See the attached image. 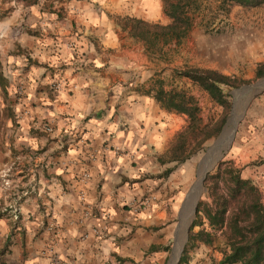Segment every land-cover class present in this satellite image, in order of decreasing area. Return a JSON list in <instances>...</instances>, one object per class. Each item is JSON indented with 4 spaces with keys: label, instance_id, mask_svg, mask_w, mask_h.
Segmentation results:
<instances>
[{
    "label": "crops",
    "instance_id": "crops-1",
    "mask_svg": "<svg viewBox=\"0 0 264 264\" xmlns=\"http://www.w3.org/2000/svg\"><path fill=\"white\" fill-rule=\"evenodd\" d=\"M25 1L0 0V264H172L184 179L164 153L186 118L114 24H166L159 0Z\"/></svg>",
    "mask_w": 264,
    "mask_h": 264
},
{
    "label": "trees",
    "instance_id": "trees-1",
    "mask_svg": "<svg viewBox=\"0 0 264 264\" xmlns=\"http://www.w3.org/2000/svg\"><path fill=\"white\" fill-rule=\"evenodd\" d=\"M159 1L162 13L168 19L164 25L128 16L114 18L115 26L141 43L148 56L160 53L166 45L179 43L192 25L189 15L191 0ZM217 1L222 9L229 6L264 8V0ZM34 2L28 0L24 3ZM173 75L188 80L221 109L213 125H202L193 97L173 89L163 90L160 85L151 90L154 103L161 109L186 118L185 127L175 135L164 153L165 161L182 164L197 153L207 140L215 137L224 124L230 101L222 87L236 88L247 81L208 68L186 67L173 70ZM263 76L264 63L254 71L255 78ZM263 164L264 158H257L249 166L258 168ZM202 183L204 194L196 203L178 264L187 263L189 253L199 245L210 247L220 255L216 264H264V196L256 183L243 177L240 168L226 160L219 161ZM194 228L197 230L194 231Z\"/></svg>",
    "mask_w": 264,
    "mask_h": 264
},
{
    "label": "rangeland",
    "instance_id": "rangeland-1",
    "mask_svg": "<svg viewBox=\"0 0 264 264\" xmlns=\"http://www.w3.org/2000/svg\"><path fill=\"white\" fill-rule=\"evenodd\" d=\"M189 15L192 25L187 36L179 43L166 45L160 53L151 55L155 70L151 85L153 88L160 85L163 90L173 89L193 97L199 108L202 125L211 126L220 116L221 109L188 80L175 77L173 70L186 67L212 69L222 75L247 81L238 87L254 84L264 78L254 77L255 68L264 63V8L243 9L229 6L222 9L217 0H191ZM222 89L229 96L231 105L228 91L234 88L223 86ZM243 100L242 96L239 99V106ZM178 117L185 118L181 115ZM177 121L182 130L183 121ZM215 137L207 140L197 153L179 164L180 174L184 179V195L196 180V166L204 149L211 145ZM263 152L264 89L249 101L237 124L232 141L221 159L230 161L240 168L242 176L251 178L264 196V164L258 168L249 166L253 160L264 158ZM201 186L203 187V183ZM198 191L199 187H196L195 192ZM203 194L204 191H201L198 200L202 199ZM192 220L189 202L179 226L178 240L172 244L171 261L175 257V250L183 243L185 225ZM214 253L210 247L199 245L189 254L207 257V254ZM180 255L181 252L179 257Z\"/></svg>",
    "mask_w": 264,
    "mask_h": 264
},
{
    "label": "water",
    "instance_id": "water-1",
    "mask_svg": "<svg viewBox=\"0 0 264 264\" xmlns=\"http://www.w3.org/2000/svg\"><path fill=\"white\" fill-rule=\"evenodd\" d=\"M263 79L264 78H262L261 80H259L258 82L254 83V84L240 86L238 88L230 89L228 91V94L231 96V105H230L229 113L225 117L224 124L222 125L219 133L216 135V137L213 140V142L211 143V145L204 149L203 154L201 155V157H200V159H199V161L197 163V166H196V180L189 187L187 192L185 193V195L183 197V200H182V203H181L180 212H179V221H180V223H181L182 218H183L184 210H185V208H186V206H187V204L189 202H191V219H193L194 213H195V206H196L197 200L199 198L200 192L204 191V188L201 185H202V182H203L206 174L209 173L219 161H221V159L223 158L224 154L226 153V151H227V149H228V147H229V145H230V143L232 141V138L234 136L237 124H238L241 116L243 115L246 106L248 105V103L251 100V98L255 94H257L260 90L264 89V87L259 89L255 93H253L251 96H248L247 98L245 97V90H247L249 88H252L253 86H256ZM242 96L244 97V100H243V102L240 105L239 112H238L237 116L232 120V128H231L230 135H229V138H228V141H227V145L221 151V153L217 157L216 162L213 165H211L208 168L203 169V170L200 169V167L202 166L205 158L213 150V148L215 147L218 139L222 135L223 131L225 130V128L227 127L229 122L231 121V117H232V113H233V110H234V106H235V104L237 102H239V99ZM196 187H199V191L198 192L194 191ZM190 224H191V221H189L184 227L183 243H182V245L179 246V248H178V250H177V252L175 254L174 262L172 264H176L178 259H179V254L182 251L183 244H185V242H186L187 230H188Z\"/></svg>",
    "mask_w": 264,
    "mask_h": 264
},
{
    "label": "bare ground",
    "instance_id": "bare-ground-1",
    "mask_svg": "<svg viewBox=\"0 0 264 264\" xmlns=\"http://www.w3.org/2000/svg\"><path fill=\"white\" fill-rule=\"evenodd\" d=\"M262 86H264V79L262 81H260L256 86H253L252 88H249V89L245 90V97L247 98L248 95H252L256 91H258L259 88H261ZM239 107H240L239 106V102H237L235 104V106H234V110H233V113H232L231 121L229 122V124L227 125V127L223 131L222 135L218 139V141H217L215 147L213 148V150L205 158V160H204L202 166L200 167V169L203 170V169H206L209 166L213 165L216 162L217 157L221 153V150L224 149V147L227 145L226 140H228L229 135H230V131H231V128H232V120L237 116V114L239 112Z\"/></svg>",
    "mask_w": 264,
    "mask_h": 264
},
{
    "label": "built area",
    "instance_id": "built-area-1",
    "mask_svg": "<svg viewBox=\"0 0 264 264\" xmlns=\"http://www.w3.org/2000/svg\"><path fill=\"white\" fill-rule=\"evenodd\" d=\"M59 84H60V83L54 84V86H55V87H58ZM44 130H45V131H49V128L45 126V127H44ZM147 203H148V200H147V199H142V200H140V201L135 202V207H136V209H139V208L145 206ZM12 213H13V214H12V217H13V219H15V218H16V212L13 210Z\"/></svg>",
    "mask_w": 264,
    "mask_h": 264
}]
</instances>
